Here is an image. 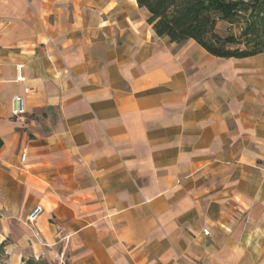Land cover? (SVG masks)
<instances>
[{
    "label": "crops",
    "instance_id": "1",
    "mask_svg": "<svg viewBox=\"0 0 264 264\" xmlns=\"http://www.w3.org/2000/svg\"><path fill=\"white\" fill-rule=\"evenodd\" d=\"M149 16L0 0V264H264V54L217 58Z\"/></svg>",
    "mask_w": 264,
    "mask_h": 264
},
{
    "label": "trees",
    "instance_id": "2",
    "mask_svg": "<svg viewBox=\"0 0 264 264\" xmlns=\"http://www.w3.org/2000/svg\"><path fill=\"white\" fill-rule=\"evenodd\" d=\"M149 13L148 24L160 38L181 44L195 41L221 59H247L264 54V0H137ZM240 26L222 35L220 25ZM4 142L0 137V149ZM6 244L0 246V260ZM24 264H47L29 259Z\"/></svg>",
    "mask_w": 264,
    "mask_h": 264
},
{
    "label": "built area",
    "instance_id": "3",
    "mask_svg": "<svg viewBox=\"0 0 264 264\" xmlns=\"http://www.w3.org/2000/svg\"><path fill=\"white\" fill-rule=\"evenodd\" d=\"M19 79L21 80L22 78H19ZM12 113L16 117H20V116H23L25 114V101L22 97H15L13 99ZM22 160L23 161L26 160L25 154L23 155ZM239 212L241 214H245V212L242 209H239ZM42 213H43V208L41 206H37L35 209H33L29 213V215L27 217V222L32 228V232H33V236H34L35 241L40 245L46 246L45 238L43 237L42 233L38 230V228L36 226V224H37L40 216L42 215ZM204 234L206 236H209L210 231L208 229H206V230H204ZM44 257H45V253H42L40 259H43ZM53 264H69V259H68L67 252H66L65 248L58 250L54 254Z\"/></svg>",
    "mask_w": 264,
    "mask_h": 264
},
{
    "label": "rangeland",
    "instance_id": "4",
    "mask_svg": "<svg viewBox=\"0 0 264 264\" xmlns=\"http://www.w3.org/2000/svg\"><path fill=\"white\" fill-rule=\"evenodd\" d=\"M219 32L222 35H227V34H231V35H236L238 36L240 33V26L239 25H235V26H228V25H220L219 27Z\"/></svg>",
    "mask_w": 264,
    "mask_h": 264
}]
</instances>
